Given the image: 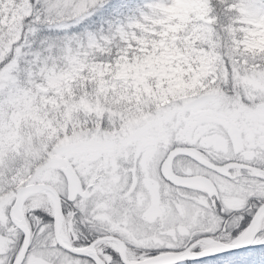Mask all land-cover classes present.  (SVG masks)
I'll return each instance as SVG.
<instances>
[{
  "label": "snow or ice",
  "instance_id": "1",
  "mask_svg": "<svg viewBox=\"0 0 264 264\" xmlns=\"http://www.w3.org/2000/svg\"><path fill=\"white\" fill-rule=\"evenodd\" d=\"M0 264H264V0H0Z\"/></svg>",
  "mask_w": 264,
  "mask_h": 264
},
{
  "label": "trees",
  "instance_id": "2",
  "mask_svg": "<svg viewBox=\"0 0 264 264\" xmlns=\"http://www.w3.org/2000/svg\"><path fill=\"white\" fill-rule=\"evenodd\" d=\"M91 20L92 21H95V23H92V26H91V28L89 30L97 31L98 28L100 26H102L101 25V20L102 19L97 20L96 17H93V18H91ZM86 23H91V21L86 22ZM168 62H169V58L168 57L163 58V59H161V57H159L158 59H156L155 61H153L154 65H152L151 62L149 61L147 64H144L143 69H145L147 71L146 73H148V74L149 73H154L157 69L163 70L164 65H166ZM126 68L129 69V67H126ZM122 71L124 72L125 71V68L122 69Z\"/></svg>",
  "mask_w": 264,
  "mask_h": 264
},
{
  "label": "rangeland",
  "instance_id": "3",
  "mask_svg": "<svg viewBox=\"0 0 264 264\" xmlns=\"http://www.w3.org/2000/svg\"><path fill=\"white\" fill-rule=\"evenodd\" d=\"M135 2L136 3H142L143 2V0H135ZM179 12H180V9L179 8H177L176 10H174L173 11V15H178L179 14ZM118 18H122V17H118ZM103 22V23H102ZM101 25L102 26H100L99 28H98V30H100V29H102V28H104V29H106L107 28V25H108V20H106V19H102L101 20ZM167 56H161V59H163V58H166ZM155 61V60H154ZM151 62V64L152 65H154V63H153V61H150ZM143 66L144 65H140V66H134V67H129V69L128 68H126L125 67V71L123 72V73H121L123 76H129V75H132V74H136V75H145V74H148V73H146L147 71L145 70V69H143ZM149 74H153V73H149Z\"/></svg>",
  "mask_w": 264,
  "mask_h": 264
}]
</instances>
